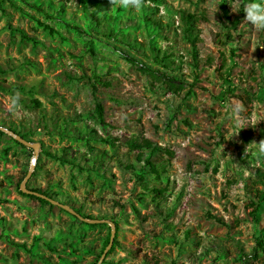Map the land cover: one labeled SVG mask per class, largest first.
I'll use <instances>...</instances> for the list:
<instances>
[{"label":"rangeland","instance_id":"obj_1","mask_svg":"<svg viewBox=\"0 0 264 264\" xmlns=\"http://www.w3.org/2000/svg\"><path fill=\"white\" fill-rule=\"evenodd\" d=\"M247 2L115 3L97 18L81 0L0 2V264L251 261L264 30L243 22ZM32 166L27 186L75 213L22 194Z\"/></svg>","mask_w":264,"mask_h":264},{"label":"trees","instance_id":"obj_2","mask_svg":"<svg viewBox=\"0 0 264 264\" xmlns=\"http://www.w3.org/2000/svg\"><path fill=\"white\" fill-rule=\"evenodd\" d=\"M162 1L163 0H142L141 4H146V3L159 4ZM0 2H3V0H0ZM81 2L85 6L90 7L92 9V14L96 18L100 15H104V14L108 13L109 10L115 5V3H111V0H81ZM223 10L226 13V15L228 16V14H229L228 9L225 6H223ZM183 18H184V21L190 26L191 30H192V28H194L195 24L198 21L197 16L193 15V14H188L186 16H183ZM38 24L41 27H43L44 30L49 31V33H51V34L57 33V31L53 27H51L50 25H48L44 22L38 21ZM74 28L76 30L81 31V28H79L77 26H74ZM23 38L27 39V40H32L31 37H29L28 35H25V34L23 35ZM35 103L37 105H40V103L37 100L35 101ZM16 142L18 144H20L18 141H16ZM133 143L136 144V142H133ZM145 144H147L148 146L151 145V143L149 141H146ZM20 145H22V144H20ZM258 174H259V178L264 180V171H259ZM36 191L42 192L41 190H37V189H36ZM42 193H44V192H42ZM22 194H24V193L22 192ZM44 194H46V193H44ZM24 195L28 196L32 199H37L42 204H50V202H48L47 200H44L42 198H38V197L33 196V195H27V194H24ZM46 195H48V194H46ZM256 196H257V201L253 200V201H251V204H250V206L252 207V210L250 211V216L252 217L253 222L255 224H259L260 223V210L264 206V191L258 192ZM216 219L220 223H223L222 220H220L218 218H216ZM115 225H116V228H118V225L117 224H115ZM109 242H110V238L106 242V244L104 245L103 252L106 249V247L109 245ZM116 243H117V239L115 238V245H116ZM115 245H113L110 248L109 253L113 251ZM246 257H249V255H246ZM263 257H264V227L259 230L258 235H256V237H255V246H254L253 251L250 255L251 261L248 262L247 264H255L256 261L258 262V264H264Z\"/></svg>","mask_w":264,"mask_h":264},{"label":"clouds","instance_id":"obj_3","mask_svg":"<svg viewBox=\"0 0 264 264\" xmlns=\"http://www.w3.org/2000/svg\"><path fill=\"white\" fill-rule=\"evenodd\" d=\"M111 3H116L124 8H139L142 0H111ZM243 12L245 13L243 22L252 25L254 28L264 30V0H248L243 6ZM10 104L14 109L20 108L18 93L12 96ZM233 111H239V107L234 106ZM261 148L264 149V141L261 142Z\"/></svg>","mask_w":264,"mask_h":264},{"label":"water","instance_id":"obj_4","mask_svg":"<svg viewBox=\"0 0 264 264\" xmlns=\"http://www.w3.org/2000/svg\"><path fill=\"white\" fill-rule=\"evenodd\" d=\"M11 135L14 136V138L22 145L28 147V148H33L34 151H35V154L37 155L38 152H39V148H40V145L38 143H32L30 141H28L26 138L20 136V135H17L13 132H10ZM33 172H34V166H32L30 168V170L28 171L26 177L24 178V180L22 181V183L20 184V190L24 193V194H27V195H33V196H36L38 198H42L44 200H47L48 202H50L51 204H54V205H57V206H62L66 209H68L70 212L72 213H75L72 209H70L69 207L67 206H64L62 205L60 202H58L57 200L51 198L50 196L42 193V192H39V191H36V190H33V189H30L27 184L29 182V180L31 179L32 175H33ZM81 217V216H79ZM82 218V217H81ZM91 222V221H89ZM112 227H113V232L111 234V237H110V242H109V245L106 247V249L104 250V253L103 255L101 256V259H100V263L106 258L110 248L112 247L114 241H115V229H116V225L115 224H112Z\"/></svg>","mask_w":264,"mask_h":264}]
</instances>
